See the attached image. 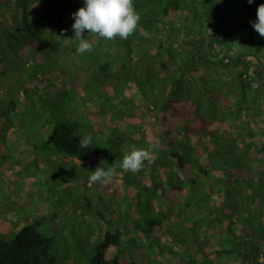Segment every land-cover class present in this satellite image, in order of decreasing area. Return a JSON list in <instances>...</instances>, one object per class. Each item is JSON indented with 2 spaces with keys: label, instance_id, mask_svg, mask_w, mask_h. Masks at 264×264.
Wrapping results in <instances>:
<instances>
[{
  "label": "trees",
  "instance_id": "16d2710c",
  "mask_svg": "<svg viewBox=\"0 0 264 264\" xmlns=\"http://www.w3.org/2000/svg\"><path fill=\"white\" fill-rule=\"evenodd\" d=\"M84 2L0 0V154L18 129L34 132L27 140L33 148L50 143L67 161L90 167L105 161V169L122 162L130 143L148 148L155 142V162L145 161L137 174L158 187L168 182L183 197L188 183L214 174L232 178V169L247 161L245 184L252 190L258 172L264 176V77L256 75V65L264 67V38L249 21L264 0H133L140 20L132 35L108 41L85 30L93 51L78 54L73 13ZM67 42L79 62L72 59L73 67L62 58ZM85 60L80 78L74 69ZM141 67L162 75L145 78ZM241 136L248 138L243 147ZM85 138L91 147L80 146ZM234 145L244 148L238 156ZM249 196L245 210L252 211L255 195ZM251 215L248 222L256 221ZM41 221L17 231L13 222L10 233L0 232V264H65ZM259 223L253 260L264 261V219ZM121 235L107 232L85 264H137L108 257Z\"/></svg>",
  "mask_w": 264,
  "mask_h": 264
},
{
  "label": "rangeland",
  "instance_id": "374dc122",
  "mask_svg": "<svg viewBox=\"0 0 264 264\" xmlns=\"http://www.w3.org/2000/svg\"><path fill=\"white\" fill-rule=\"evenodd\" d=\"M72 50L67 42L62 53L71 67L72 59L79 63ZM88 63L85 60L81 70L74 69L80 78H84L82 71ZM120 65L114 63L115 68ZM256 67L261 79L264 67ZM144 69L145 78L162 75L157 68L152 75ZM67 79L59 76L58 82ZM43 85L41 82L40 87ZM18 96L22 99L25 95L20 92ZM32 134L18 129L9 150L0 154V232L10 233L13 222L17 231L41 219L40 230L54 236L53 251L65 264L88 263L106 233L117 230L122 233L121 243L109 247L108 257L119 255L137 264H264L253 260L256 237L263 233L259 219H264V176L258 172L254 188L248 189L247 161L232 169V178L214 174L201 177L197 184L188 183V193L182 197L172 192L168 182L158 187L160 182L138 172L119 175L105 185L90 184V171L96 167L67 161L50 143L41 142L33 148L27 142ZM36 135L41 138L39 132ZM246 139L241 136L239 144L244 145ZM132 145L125 143L127 150ZM233 149L238 156L244 148L234 145ZM120 164L109 167L122 172ZM250 194L255 195L256 205L247 211ZM250 214L256 221L248 222ZM165 215L160 226L157 220Z\"/></svg>",
  "mask_w": 264,
  "mask_h": 264
},
{
  "label": "clouds",
  "instance_id": "9594fccd",
  "mask_svg": "<svg viewBox=\"0 0 264 264\" xmlns=\"http://www.w3.org/2000/svg\"><path fill=\"white\" fill-rule=\"evenodd\" d=\"M249 4L253 0H247ZM255 21H249L253 29L264 38V3H261L256 10ZM74 39L77 42L76 52L84 54L93 51V44L83 37L85 30L104 40L112 41L117 37L127 39L137 29L140 16L135 10L133 0H85L84 6L73 13ZM82 148L91 147V139L85 138L80 145ZM155 142L148 148H137L131 146V150L123 156L120 168L124 172H139L145 161L153 164L155 162ZM97 166L94 171H90L88 182L105 185L116 178L119 173L116 168L108 167L105 169Z\"/></svg>",
  "mask_w": 264,
  "mask_h": 264
}]
</instances>
